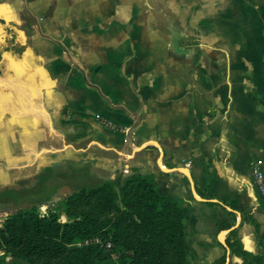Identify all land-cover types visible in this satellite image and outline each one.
Instances as JSON below:
<instances>
[{
  "label": "crops",
  "instance_id": "0c3cea01",
  "mask_svg": "<svg viewBox=\"0 0 264 264\" xmlns=\"http://www.w3.org/2000/svg\"><path fill=\"white\" fill-rule=\"evenodd\" d=\"M229 1L201 19L183 0L176 9L25 0L16 11L26 18L23 39L0 77V165L68 159L90 172L91 156H111L105 177L137 165L183 202L186 246L223 251L225 264L226 236L237 228L243 247L258 252L243 216L264 225L251 173L257 159L264 171V0ZM96 113L129 132L107 128Z\"/></svg>",
  "mask_w": 264,
  "mask_h": 264
},
{
  "label": "trees",
  "instance_id": "16d2710c",
  "mask_svg": "<svg viewBox=\"0 0 264 264\" xmlns=\"http://www.w3.org/2000/svg\"><path fill=\"white\" fill-rule=\"evenodd\" d=\"M88 177L100 182L58 193L64 221L59 211L41 214L31 201L10 211L0 225V264L6 256L17 264H189L183 202L161 193L153 172L131 165L128 172L110 177L88 172ZM6 197L1 194L0 200ZM243 219L264 241V226L260 230L250 214ZM92 235L110 240L111 248L75 243ZM226 243L241 260L225 264H264V252L243 247L237 228L229 230ZM111 250L118 253L116 258Z\"/></svg>",
  "mask_w": 264,
  "mask_h": 264
},
{
  "label": "rangeland",
  "instance_id": "374dc122",
  "mask_svg": "<svg viewBox=\"0 0 264 264\" xmlns=\"http://www.w3.org/2000/svg\"><path fill=\"white\" fill-rule=\"evenodd\" d=\"M148 1L152 6V9H176V4L178 2V0ZM183 1L185 2L186 13L190 17L193 16L194 11H198L199 13H196L197 16L201 17V19H205V17L209 15V8H214L215 5L217 6V14L221 15L218 11H223L227 0ZM20 3V0H0V77L6 74V66L7 63L10 62L11 56L16 55V50L12 44L15 40H17V38L23 39V33L20 31L18 26L26 25V18L21 15L19 17L17 12L20 10V14H22V12L26 9L25 0H22V4ZM228 3L232 7L235 5L234 2L229 0L227 4ZM52 6L53 4L48 6L47 9H51ZM16 29L21 32L20 35L22 38L18 37L19 33H17ZM5 95L6 89L0 85V105H2L4 99L6 98ZM40 156L46 155L43 153ZM108 157L111 156H104V158L101 156H91V162L89 163L88 168L90 173L103 177L110 175L113 167H111V159ZM85 166H87V164L68 161V159H59V161L56 162L47 159H39L34 165L19 169H4V166L0 165V195L2 194L3 196H7L6 198L0 200V225L7 214L17 208L19 203L27 201L34 203V205L38 207L41 214H46L50 209L56 210L59 211V220H66V214L63 210H60V205L58 203L60 196L55 197L51 201L47 200L51 199L58 193L63 192L61 188L62 185L66 183H68V187L72 186V188H76L81 185H95L99 183L100 179L98 180L96 178L88 177V170L87 168H84ZM1 183H7L8 185L1 186ZM2 190H4V192H2ZM40 199H43L42 201L44 202L40 203ZM21 205H24V203ZM248 223L251 224L254 233L258 236V232L255 230L254 225L251 222ZM263 226L264 225H261L260 230L263 229ZM246 236L244 235V239H247L246 243L248 244L246 245L250 248L251 242H248V238H246ZM79 241L80 240L75 243ZM254 246L258 248L259 252H262L264 241H260L258 237V245L256 246L255 244ZM185 247L189 264H221V262H219L221 256L224 255L225 257V253H221L223 251H218L216 249L210 250L207 253L199 251L200 246H198L196 242H192L191 245L188 244L187 246L185 244ZM2 252L3 251L0 249V254ZM111 254L114 258L118 255V253L114 250H111ZM240 260L241 258L239 256L231 255L229 253L228 261L239 262ZM2 264L17 263L13 262L10 256H6Z\"/></svg>",
  "mask_w": 264,
  "mask_h": 264
},
{
  "label": "built area",
  "instance_id": "2783aa9c",
  "mask_svg": "<svg viewBox=\"0 0 264 264\" xmlns=\"http://www.w3.org/2000/svg\"><path fill=\"white\" fill-rule=\"evenodd\" d=\"M95 118L101 124H103L107 128H110L111 130L120 131L123 133H128L130 130L128 126L118 124V123L114 122L113 120H111L109 117L104 116L102 114L96 113ZM261 164H262V161L260 159L255 160L252 164V167H251V173H252V178H253L254 184L257 188L258 194H259L262 202L264 203V171L262 169ZM124 170H126V169H124ZM90 243L99 244V245H102L106 248H111V246H112L110 240L103 239L99 235H92V236L86 237V238L80 240L79 242H77V244H79V245L90 244Z\"/></svg>",
  "mask_w": 264,
  "mask_h": 264
},
{
  "label": "water",
  "instance_id": "95a60500",
  "mask_svg": "<svg viewBox=\"0 0 264 264\" xmlns=\"http://www.w3.org/2000/svg\"><path fill=\"white\" fill-rule=\"evenodd\" d=\"M54 198H51V199H49L48 201H51V200H53Z\"/></svg>",
  "mask_w": 264,
  "mask_h": 264
}]
</instances>
